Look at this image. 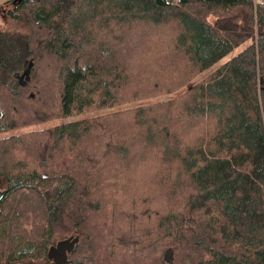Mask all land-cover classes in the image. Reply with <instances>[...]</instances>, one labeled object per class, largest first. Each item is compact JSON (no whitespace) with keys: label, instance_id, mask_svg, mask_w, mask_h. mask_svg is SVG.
<instances>
[{"label":"trees","instance_id":"obj_1","mask_svg":"<svg viewBox=\"0 0 264 264\" xmlns=\"http://www.w3.org/2000/svg\"><path fill=\"white\" fill-rule=\"evenodd\" d=\"M0 10V264H264V0Z\"/></svg>","mask_w":264,"mask_h":264},{"label":"water","instance_id":"obj_2","mask_svg":"<svg viewBox=\"0 0 264 264\" xmlns=\"http://www.w3.org/2000/svg\"><path fill=\"white\" fill-rule=\"evenodd\" d=\"M30 64L26 66L23 72L20 74L19 79L23 76L27 78L28 76V69ZM4 195V189H0V199ZM72 242L70 240H59L56 241L54 245L50 246L46 252L47 258L50 260L52 264H65L67 261V248L71 245ZM163 260L165 263L170 264L172 260V252L170 249H167L163 253Z\"/></svg>","mask_w":264,"mask_h":264},{"label":"rangeland","instance_id":"obj_3","mask_svg":"<svg viewBox=\"0 0 264 264\" xmlns=\"http://www.w3.org/2000/svg\"><path fill=\"white\" fill-rule=\"evenodd\" d=\"M4 24H9L10 25V21L9 20H7L6 18H4V17H2V11L0 10V26H2V25H4ZM17 27V24L15 25V22H13L11 25H10V28H13V29H15ZM108 39H110L111 37H107ZM138 40H136L135 42H137ZM236 50H234V51H232V52H230L228 55H226L222 60H224V59H227L228 57H230L234 52H235ZM29 128H31V127H29ZM28 128V129H29ZM23 130H27V128H24V129H22V130H20V131H23ZM3 188V186H2V184L0 183V189H2Z\"/></svg>","mask_w":264,"mask_h":264},{"label":"flooded vegetation","instance_id":"obj_4","mask_svg":"<svg viewBox=\"0 0 264 264\" xmlns=\"http://www.w3.org/2000/svg\"><path fill=\"white\" fill-rule=\"evenodd\" d=\"M51 263V262H50Z\"/></svg>","mask_w":264,"mask_h":264}]
</instances>
